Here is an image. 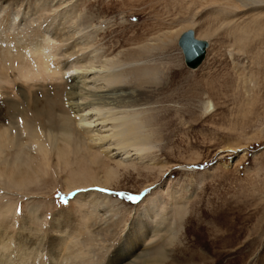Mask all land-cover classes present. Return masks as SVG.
<instances>
[{
  "label": "rangeland",
  "instance_id": "rangeland-1",
  "mask_svg": "<svg viewBox=\"0 0 264 264\" xmlns=\"http://www.w3.org/2000/svg\"><path fill=\"white\" fill-rule=\"evenodd\" d=\"M59 23L65 33L80 23L93 35L76 41L79 51L68 55L65 47L83 31L63 42L38 30ZM187 29L208 41L195 69L186 66L177 44ZM27 30L56 52L45 71L33 62L38 55L27 52L28 59L0 75V121L13 119L19 140L30 145L5 101L24 105L19 91L27 98L36 93L39 107L48 102V122L33 121L29 108L22 113L27 132L35 123L43 136L48 128L63 161L53 148L45 165L30 148L36 159L31 165H38L29 168L30 183L0 180L2 228L16 234L26 221L24 233L44 252L51 239L53 244L76 227L77 241L99 264H264V0L0 1V37ZM105 58L130 62L122 88L133 92L132 107L143 111L153 143L142 161L120 167L107 154L88 150L73 121L78 113L65 97L66 83L83 65L97 69ZM23 63L36 69L30 77L19 74ZM70 65L73 75L67 76ZM109 92L102 103L132 101ZM109 165L112 177L98 184L100 168ZM22 166L20 173L28 167ZM103 195L106 200L89 206Z\"/></svg>",
  "mask_w": 264,
  "mask_h": 264
},
{
  "label": "bare ground",
  "instance_id": "bare-ground-1",
  "mask_svg": "<svg viewBox=\"0 0 264 264\" xmlns=\"http://www.w3.org/2000/svg\"><path fill=\"white\" fill-rule=\"evenodd\" d=\"M0 1L5 2L6 0ZM35 1L37 4L46 2V0ZM70 11L71 10H67L63 14L64 19L66 17L65 15L70 13ZM79 24L73 33H65L63 26L60 27V23L52 29L50 26L45 25L44 27L41 26L38 30H42L41 32H50L57 38L63 37L60 41L64 42L73 38L75 33H80L84 30L79 27ZM87 24L89 23H86V27ZM6 26V31L13 28L10 20H7L5 27ZM3 28L4 27H2V29ZM92 28L95 29L94 27ZM30 31L27 30V33H22L21 37L11 35L12 33L5 35L4 39L0 37V75L16 67L21 59L25 61L27 52H33L38 55L37 60H32L33 62H37L36 64H39V69L41 68L45 71V69L48 68L50 63L47 58L56 52L55 49L57 47L51 43L42 42L40 39L37 40V36H35L36 38L29 37L28 32ZM91 33L93 32L83 31V34L79 36L76 34L75 42H72L68 47L66 46L64 51L68 55L76 54L81 46L79 42L85 41ZM85 44L86 43L82 44V46ZM76 47H78V49H75ZM92 57H94V55ZM29 58L31 59L30 56ZM31 63H23L24 66L19 68V74L24 78L30 77L31 71L36 70L34 68L31 70L32 66H29ZM129 66H131L130 62L105 58L97 69H95L94 65H83L82 72H79L77 74L78 76L72 78V80L65 85V97L66 100H68L66 103L72 106L70 109L71 112L78 113V117L75 119L73 117V121L75 127H77L79 131L84 134L85 138L88 139V150L90 151L91 148H95L99 150V152L107 154L109 160L112 159L113 164L118 167L127 165V163L133 160H138V162L142 161L153 148V143L150 140V135L146 130V125L142 118L143 111L132 107L136 100L133 92L122 88L128 83ZM39 69L35 71L37 74H39ZM64 69L67 76L73 75V66H66ZM109 90L113 91L112 94L120 95L123 98H131L132 101L128 99V102L130 101L129 103L126 102L123 103V105H116L118 108H116V106H110V102L108 105L102 103L104 96L107 97L106 95H110ZM19 92L26 98H24V102L26 103L22 105L19 101L16 102L15 100L7 99L5 101L6 112L14 114V118L17 119V124L21 126L20 133L24 135L27 140L30 139L31 144L27 145V141L19 140L20 136L18 137V131L16 130L13 119L12 123L9 124L0 121V180H7L15 184L22 183L23 178L27 180V183H30L32 174L29 172V168L38 166L31 165L32 161L36 159L30 148L34 150V153H39L41 155L42 160L40 161L44 162L45 165L48 164V154L53 151V148L57 151V155L60 156L59 159L63 161V152L60 151L56 137H52L48 134V128L44 130L45 136H43L42 130L39 131L38 124H40V126L45 125V122L41 120H46L48 122V102L39 107V100L36 97V93L34 94L35 96L29 93V97L27 98L22 89ZM96 95L99 97H95ZM29 108L32 114V120L36 121L38 124L35 123L33 126H30V132H27L26 117L23 118L22 113L25 114ZM0 114H2L0 115V120H5V115L1 107ZM20 118H23L24 122L21 123ZM67 133L68 131H65L64 134L67 135L66 138L68 139L70 133L69 135ZM67 139L64 140L67 142ZM68 144L67 146L69 147ZM9 149H14V152H12L13 155L11 156V150ZM40 161L37 160L36 163L39 164ZM22 164L28 167L27 170H23V172L20 173V170L24 169ZM100 169L97 183L105 185L113 175V167L109 165L107 167L103 166ZM106 198V195L102 197L97 196L91 199L88 204L91 208L95 205V207H97L99 199L106 200ZM25 223L26 221L22 223V227L17 230L16 234H12L7 230V227L2 228L0 224V264H99L96 255L93 254L92 258L88 255V250L90 248L84 244V241H82V239L81 241H77L81 232L76 227L73 228V231L68 232L69 236H60L61 239L53 244H50L52 242L51 239L48 243V250L43 252L39 247L34 246L31 239L33 236L24 233ZM58 225L60 226L57 222L56 226L58 227ZM98 254L100 255L99 252Z\"/></svg>",
  "mask_w": 264,
  "mask_h": 264
},
{
  "label": "water",
  "instance_id": "water-1",
  "mask_svg": "<svg viewBox=\"0 0 264 264\" xmlns=\"http://www.w3.org/2000/svg\"><path fill=\"white\" fill-rule=\"evenodd\" d=\"M177 44L182 51L186 66L191 69L197 68L205 57L208 41L197 38L193 29H187L181 32Z\"/></svg>",
  "mask_w": 264,
  "mask_h": 264
},
{
  "label": "snow or ice",
  "instance_id": "snow-or-ice-1",
  "mask_svg": "<svg viewBox=\"0 0 264 264\" xmlns=\"http://www.w3.org/2000/svg\"><path fill=\"white\" fill-rule=\"evenodd\" d=\"M129 199H130V200H135V199H136V197H129Z\"/></svg>",
  "mask_w": 264,
  "mask_h": 264
}]
</instances>
